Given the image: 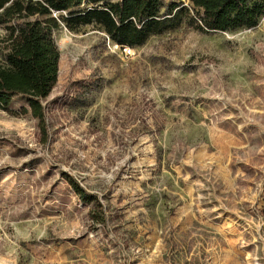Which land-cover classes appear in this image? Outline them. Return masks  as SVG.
Instances as JSON below:
<instances>
[{
    "label": "rangeland",
    "instance_id": "374dc122",
    "mask_svg": "<svg viewBox=\"0 0 264 264\" xmlns=\"http://www.w3.org/2000/svg\"><path fill=\"white\" fill-rule=\"evenodd\" d=\"M54 39L45 123L22 96L0 108V264H264V16Z\"/></svg>",
    "mask_w": 264,
    "mask_h": 264
},
{
    "label": "trees",
    "instance_id": "16d2710c",
    "mask_svg": "<svg viewBox=\"0 0 264 264\" xmlns=\"http://www.w3.org/2000/svg\"><path fill=\"white\" fill-rule=\"evenodd\" d=\"M186 1L0 0V108L22 96L45 123L43 100L59 70L54 32L62 25L70 30L93 25L120 46L136 47L183 24L203 32L234 31L257 26L264 16V0ZM258 77L255 99L264 107V76ZM69 178L80 192L97 197Z\"/></svg>",
    "mask_w": 264,
    "mask_h": 264
}]
</instances>
